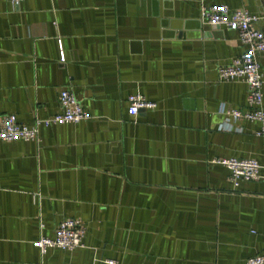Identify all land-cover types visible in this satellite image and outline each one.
<instances>
[{
    "label": "crops",
    "instance_id": "obj_1",
    "mask_svg": "<svg viewBox=\"0 0 264 264\" xmlns=\"http://www.w3.org/2000/svg\"><path fill=\"white\" fill-rule=\"evenodd\" d=\"M201 3L264 16V0H0V118L34 126L60 111L61 89L91 115L41 125L36 141L0 140V264H246L264 254V179L234 188L213 162L264 163L259 124L226 125L219 112L246 109L247 84L218 77L244 46L236 31L202 23ZM255 26L264 33V18ZM258 61L264 81V51ZM138 92L156 106L131 115ZM67 218L85 223L84 246L42 253L36 241Z\"/></svg>",
    "mask_w": 264,
    "mask_h": 264
},
{
    "label": "built area",
    "instance_id": "obj_2",
    "mask_svg": "<svg viewBox=\"0 0 264 264\" xmlns=\"http://www.w3.org/2000/svg\"><path fill=\"white\" fill-rule=\"evenodd\" d=\"M19 3L24 0H9ZM199 17L202 23L220 27L224 26L238 34L243 51L235 56L230 63L219 67L218 77L222 81L241 79L247 84L246 109L221 104L219 112L224 115V123L231 125L240 119L255 121L259 128L255 131L258 136L264 137V106H263V79L258 61V54L264 51V33L255 24L264 16L252 13L244 7L231 9L226 4L201 3ZM65 59L64 52L61 53ZM130 106L128 112L138 115L142 109H153L156 103L147 100L142 93H133L128 97ZM60 111L51 117L37 119L34 126L21 123L16 114H6L0 118V140L2 141H36L40 139L41 125L49 126L57 123H79L91 118L78 97L68 89H61L59 95ZM233 127L230 126L229 129ZM216 162L229 171L228 180L234 188L241 181H257L264 179V163L254 158H218ZM87 227L78 218H67L60 222L54 238L42 236L36 245L42 253L49 247H60L73 250L84 246ZM106 264H121L117 259H106ZM246 264H264V254H255L247 257Z\"/></svg>",
    "mask_w": 264,
    "mask_h": 264
}]
</instances>
